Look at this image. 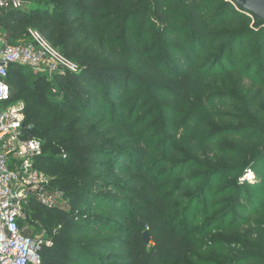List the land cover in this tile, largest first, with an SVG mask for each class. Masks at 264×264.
I'll return each instance as SVG.
<instances>
[{"label": "trees", "instance_id": "16d2710c", "mask_svg": "<svg viewBox=\"0 0 264 264\" xmlns=\"http://www.w3.org/2000/svg\"><path fill=\"white\" fill-rule=\"evenodd\" d=\"M24 1L9 43L36 30L78 68L8 71L65 204L26 207L40 264H264V24L230 0Z\"/></svg>", "mask_w": 264, "mask_h": 264}, {"label": "built area", "instance_id": "2783aa9c", "mask_svg": "<svg viewBox=\"0 0 264 264\" xmlns=\"http://www.w3.org/2000/svg\"><path fill=\"white\" fill-rule=\"evenodd\" d=\"M24 5V0H0V11ZM12 65L27 67L48 81L76 73L78 68L36 30L29 29L27 40L14 45L0 38V264H40L45 237L31 236L29 226L24 225L26 207L31 200L49 208L59 205L62 194L51 188V178L36 167L42 142L29 135L23 104L10 101L7 78Z\"/></svg>", "mask_w": 264, "mask_h": 264}, {"label": "rangeland", "instance_id": "374dc122", "mask_svg": "<svg viewBox=\"0 0 264 264\" xmlns=\"http://www.w3.org/2000/svg\"><path fill=\"white\" fill-rule=\"evenodd\" d=\"M0 38H2L4 41H5V43L7 44V45H12V44H10L9 43V40H8V37L5 35V34H3V32L2 31H0ZM30 94H31V91L30 90H27V89H25V91L23 92V96L21 97V98H18L16 101H13V102H20V103H22L23 104V106H24V112H25V106H26V101H28V100H30L31 98H29V96H30ZM2 106V105H1ZM24 119H25V115H24ZM25 121V120H24ZM160 171H162V170H160ZM245 180H247L248 181V183H250V184H253V183H255L256 182V179H255V175H254V178H249L248 176H247V173L245 174V176H243V177H239V179H238V182L239 183H244V181ZM215 182L216 183H218V186H217V188H216V190L215 191H221V189L224 187V185L226 184V183H229V182H227L226 180H225V177H223V176H221V177H219V178H216V180H215ZM65 204L63 203V202H60L59 203V207H63ZM197 207L196 208H194V212L193 213H195V212H198V211H204V208H205V205H204V207L201 209V208H198V206H200L201 205V202H198L197 204ZM225 205H223V206H221V207H219L218 208V210L216 211V212H214L213 214H214V218L212 219V220H214V223L217 225V226H222V224H226V223H228V224H230L231 222H234V220L235 219H233L232 218V215H231V218H227L226 216H225V218H224V216H222V215H220L219 214V212H221L223 209H225ZM199 209H201V210H199ZM224 211V210H223ZM224 213V212H223ZM211 215L212 214H208L207 215V218L206 219H209L210 217H211ZM224 215V214H223ZM201 217H204V215L203 216H201ZM205 219H200L198 222H197V224H196V226H197V233L199 234V239L200 240H202V241H207L208 243L211 241V242H213V240H215V239H217L218 238V234L217 233H215L214 232V230L216 229V228H213L212 230H211V232L210 233H203V229H204V224L202 223L203 221H204ZM24 225H28L29 226V228H30V234H31V236H33V237H36L37 235H40V234H44L42 231H40V226H39V224H29L28 222H24ZM219 228V227H218Z\"/></svg>", "mask_w": 264, "mask_h": 264}, {"label": "water", "instance_id": "95a60500", "mask_svg": "<svg viewBox=\"0 0 264 264\" xmlns=\"http://www.w3.org/2000/svg\"><path fill=\"white\" fill-rule=\"evenodd\" d=\"M238 9L248 13L264 24V0H230ZM147 241V234L144 235Z\"/></svg>", "mask_w": 264, "mask_h": 264}, {"label": "clouds", "instance_id": "9594fccd", "mask_svg": "<svg viewBox=\"0 0 264 264\" xmlns=\"http://www.w3.org/2000/svg\"><path fill=\"white\" fill-rule=\"evenodd\" d=\"M246 173H247V176H248L249 178H254V173H252V171H251L250 169H247V170H246Z\"/></svg>", "mask_w": 264, "mask_h": 264}]
</instances>
